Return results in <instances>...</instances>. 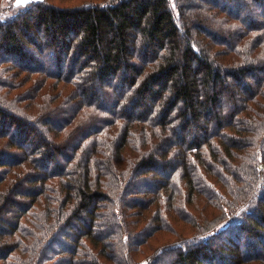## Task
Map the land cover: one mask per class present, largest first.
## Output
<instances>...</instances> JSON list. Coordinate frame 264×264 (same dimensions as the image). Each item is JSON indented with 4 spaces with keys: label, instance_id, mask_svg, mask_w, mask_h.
Wrapping results in <instances>:
<instances>
[{
    "label": "trees",
    "instance_id": "trees-1",
    "mask_svg": "<svg viewBox=\"0 0 264 264\" xmlns=\"http://www.w3.org/2000/svg\"><path fill=\"white\" fill-rule=\"evenodd\" d=\"M0 264H264V0H0Z\"/></svg>",
    "mask_w": 264,
    "mask_h": 264
},
{
    "label": "rangeland",
    "instance_id": "rangeland-1",
    "mask_svg": "<svg viewBox=\"0 0 264 264\" xmlns=\"http://www.w3.org/2000/svg\"><path fill=\"white\" fill-rule=\"evenodd\" d=\"M28 1H32V0H28ZM47 3H51V4H54L58 7H64V8H67V7H77V6H81L82 4L84 3H88V2H92V0H46ZM93 2H95V0H93ZM257 12V11H256ZM133 143H135L136 145V142L133 141ZM64 181L65 182H68V176H66L64 178ZM203 194V193H202ZM204 195V194H203ZM198 199V198H197ZM195 203L196 205H192L190 206V209L194 211L195 215L198 217H196L197 219H200L202 218L200 212H201V209L199 207H201L203 203H205V200H203V197H201V199H198L196 201L195 199ZM210 209H214V207L210 208ZM87 216V215H85ZM187 218V217H185ZM171 219V218H170ZM176 219V220H175ZM184 219V218H183ZM102 220V219H101ZM185 222H183L182 220H179V217L177 218H174V223H172L174 225V227L178 228L179 230H186L188 224L190 223H186V222H189L188 220L184 219ZM208 223V222H207ZM184 236V234H183ZM185 236H189L188 233L185 234ZM173 239H170L167 235H164V234H158V238H156L154 240V244H155V247L156 246H160V245H163L164 243L168 242V241H172Z\"/></svg>",
    "mask_w": 264,
    "mask_h": 264
},
{
    "label": "snow or ice",
    "instance_id": "snow-or-ice-1",
    "mask_svg": "<svg viewBox=\"0 0 264 264\" xmlns=\"http://www.w3.org/2000/svg\"><path fill=\"white\" fill-rule=\"evenodd\" d=\"M28 2V0H17V4L19 5V4H25V3H27Z\"/></svg>",
    "mask_w": 264,
    "mask_h": 264
}]
</instances>
